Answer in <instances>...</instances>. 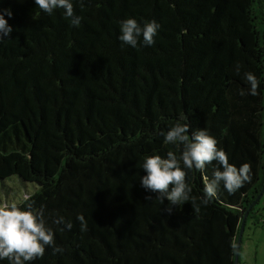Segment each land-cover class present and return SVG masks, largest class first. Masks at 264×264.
Here are the masks:
<instances>
[{
	"label": "trees",
	"instance_id": "16d2710c",
	"mask_svg": "<svg viewBox=\"0 0 264 264\" xmlns=\"http://www.w3.org/2000/svg\"><path fill=\"white\" fill-rule=\"evenodd\" d=\"M72 3L79 27L62 8L0 0L12 12L0 41V181L37 184L16 204L43 206L55 245L75 239L92 264H234L241 219L264 184V0ZM128 18L158 22L155 44H122ZM246 72L260 81L256 96L239 95ZM177 122L206 129L237 168L249 163L251 181L234 194L221 184L204 206V178L219 164L185 169L195 202L163 212L167 200L141 187L142 164L179 157L161 134ZM60 217L70 230L53 223Z\"/></svg>",
	"mask_w": 264,
	"mask_h": 264
},
{
	"label": "clouds",
	"instance_id": "9594fccd",
	"mask_svg": "<svg viewBox=\"0 0 264 264\" xmlns=\"http://www.w3.org/2000/svg\"><path fill=\"white\" fill-rule=\"evenodd\" d=\"M36 6L44 13L53 14L54 10L62 8L66 18L71 20L72 26L79 27L82 17L75 14L72 0H35ZM12 16L8 8L0 9V41H3L12 32L4 16ZM161 25L155 20L141 25L133 18L125 19L120 24L118 39L124 45L136 48L142 37L144 46L155 44V37ZM241 65H236L239 74ZM248 82L247 90H240L239 95L250 94L256 96L260 81L251 73L244 74ZM164 135L165 142L173 146H180L179 157L174 151L167 152L166 158L160 155L148 156L144 159L142 169L146 173L140 177V184L146 191L157 193L155 197L164 205L163 212L168 215L173 213V206L179 209L185 202L196 197L191 195L192 188L186 182L187 172L196 170L205 171L207 164L217 162L222 168L213 170L211 179L205 176L204 194L199 197L200 204L207 206L217 198L221 184L229 194H234L252 179V169L249 163L242 164L239 168L228 161L227 154L217 147L218 141L206 129L190 132L189 124L177 122ZM183 165V167L181 166ZM26 200L29 198L26 197ZM151 200L152 197H146ZM34 201L27 203L22 208L16 203L0 205V261L7 260L8 264H27L44 256L46 247H52L53 254L63 252V248L55 245L54 232L48 226L44 208H34ZM81 231H87V222L83 215H78ZM55 224H64L71 229L72 224L65 222L62 217L54 219Z\"/></svg>",
	"mask_w": 264,
	"mask_h": 264
},
{
	"label": "rangeland",
	"instance_id": "374dc122",
	"mask_svg": "<svg viewBox=\"0 0 264 264\" xmlns=\"http://www.w3.org/2000/svg\"><path fill=\"white\" fill-rule=\"evenodd\" d=\"M37 184L32 182H23L16 175L6 178L4 181H0V205L5 203L12 204L20 202L25 194H32L37 190ZM263 201V199H262ZM251 219H248V223H252ZM250 224L245 225L242 235V250L245 247ZM76 248V240L74 239L68 246L63 248V252L53 254L50 249L46 247L45 254L42 258L27 262V264H92L86 258H80ZM261 259V258H260ZM244 258L242 252L240 254V264H253V261ZM245 261V263H244ZM0 264H8L7 260L0 261Z\"/></svg>",
	"mask_w": 264,
	"mask_h": 264
},
{
	"label": "crops",
	"instance_id": "0c3cea01",
	"mask_svg": "<svg viewBox=\"0 0 264 264\" xmlns=\"http://www.w3.org/2000/svg\"><path fill=\"white\" fill-rule=\"evenodd\" d=\"M263 199V201H262ZM258 224L248 223L246 220L245 225H249L251 232H248L245 247L242 250V239L240 244L239 253L243 254L244 258L253 261V264H264V193L256 204ZM261 258V259H260ZM245 263V261H244Z\"/></svg>",
	"mask_w": 264,
	"mask_h": 264
},
{
	"label": "water",
	"instance_id": "95a60500",
	"mask_svg": "<svg viewBox=\"0 0 264 264\" xmlns=\"http://www.w3.org/2000/svg\"><path fill=\"white\" fill-rule=\"evenodd\" d=\"M263 193H264V184L261 187V189H260L259 193L257 194V196L255 197V199L252 201V203L249 205L247 210L244 212V215L241 219L240 226H239V232H238V236H237V240H236V244H235L234 264H239V249H240L241 239H242V235H243V231H244L245 222H246L248 212L252 208V206H254L259 201V199L261 198Z\"/></svg>",
	"mask_w": 264,
	"mask_h": 264
}]
</instances>
